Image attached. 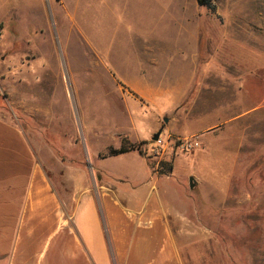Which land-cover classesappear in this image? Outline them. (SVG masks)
I'll return each mask as SVG.
<instances>
[{"label": "rangeland", "instance_id": "1", "mask_svg": "<svg viewBox=\"0 0 264 264\" xmlns=\"http://www.w3.org/2000/svg\"><path fill=\"white\" fill-rule=\"evenodd\" d=\"M125 1L110 0L112 7L106 10V18L97 9H90L81 18L80 12L79 16L70 17L72 13L65 9L72 0H61V27L65 31L61 35L55 32L30 35L29 29L10 23L1 11L4 32L0 45L9 47V53L19 57L23 56L25 47L35 48L33 64L38 66L31 67L27 73L19 66L17 74L23 73L26 82L16 86L17 92L9 94L16 80L10 71L16 66L7 58L9 53L0 49V117L23 125L57 190H60L61 177L56 172L60 175L65 171L82 173L95 186L107 180L103 170L126 174L131 178L128 183L139 181L134 178L137 172L148 175L147 178L151 175L157 178L152 190L157 206L181 207L190 222L191 233H203L204 229L206 234L217 238V243L205 245L197 237L188 244L181 237L179 249L185 264H264V0H211L215 13L198 6L196 0H183L185 18L174 20L173 29L188 33L187 42L194 53L200 54L199 63L191 68L193 75L188 92L183 99H176L177 105L173 107L171 99L163 101L164 108L160 111L157 110L161 108L159 101L157 106L142 103L146 105L142 106L146 119L138 126L141 139L148 135V129L155 122L152 112L159 124L158 130L140 146L142 158H101L109 148L118 145L115 137L121 136L116 124L125 123L129 87L111 76L112 68L106 64L101 50L92 51L86 45L85 31L95 35L98 47L111 44L110 57L129 64L126 66L129 70H133L136 59L135 52L128 47L133 39L149 37L161 38L166 43L175 39L183 42V37L174 39L172 32L166 31L170 20L158 17L160 13L153 9L150 0ZM150 29L155 32H147L152 33L148 36L142 33ZM41 45L47 50L43 51L45 47ZM31 57L25 55L26 59ZM210 60L213 66L205 64ZM161 67L160 73L163 69L171 73L185 69L171 64L169 68ZM170 106L165 115L161 114ZM133 108L140 111L139 106ZM200 108L208 109L205 112L210 116L221 113V124L213 133L216 138L212 144L218 143L221 137L229 139L230 122L237 115H242L239 128L244 135L251 125L255 130L253 163L247 169L252 178H245L244 158L237 160L232 175L229 172L235 178L231 194H237L239 202H246L245 197L249 196L248 205L236 206L228 201L227 206L219 207L217 195L204 198L200 187L190 188V178L196 179L197 172L218 174L212 170V161L197 136L182 133H185V118L196 119L198 113L204 112ZM247 115H250L248 119ZM170 126L178 132L169 131ZM157 132L164 142L161 149L152 141ZM188 138L195 140L198 147L190 152L177 149V140ZM246 138L249 137L242 138L243 152L248 148L247 142H251V138L250 141ZM230 160L229 151L220 153L218 168L223 176L222 184H225L222 179L228 174ZM170 166L171 172L167 170ZM131 186L124 183L117 187L135 191ZM200 257L205 259L200 262Z\"/></svg>", "mask_w": 264, "mask_h": 264}, {"label": "crops", "instance_id": "2", "mask_svg": "<svg viewBox=\"0 0 264 264\" xmlns=\"http://www.w3.org/2000/svg\"><path fill=\"white\" fill-rule=\"evenodd\" d=\"M150 2L153 3V9L160 13L158 17L170 20V23L167 22L166 31L172 32L174 39L177 36L179 39L183 37V42H176L175 39L174 42L166 43L161 38L149 37L133 39L128 46L135 52L133 70L127 69L129 64L116 62L110 57L111 44L100 48L97 46L98 40L94 39L95 35L91 36L89 30L84 34L85 43L92 51L101 50L106 64L112 68L111 76L129 87V91H126L129 96L125 99V123L116 124V131L121 137H115L118 140L115 149L121 146L122 139L129 144L138 145L151 138L159 128L158 117L151 113L155 122L148 129V135L141 139L138 126L146 119L142 114V106L146 105L142 103L157 106L159 101L161 108L157 107L158 111L164 108L163 101L166 99L172 100V107L177 105L176 99H183L190 88L193 75L191 68L200 61V54L194 53V49L187 42L189 34L180 30L175 32L173 29L174 20L185 18L183 0ZM111 4L110 0H86L84 3L82 0H72L65 9L68 8L72 13L70 17L79 16L80 12L82 18L90 9L102 10L105 16L106 10L111 9ZM62 7L61 0H0V12L4 13L5 18L24 30L29 29L30 35L65 33L61 27ZM0 24L4 32L1 17ZM147 32L155 31L150 29L142 33ZM151 34L147 33L145 36ZM0 49L4 53L10 52V48L2 43ZM46 50L45 47L43 51ZM35 51V48L27 46L22 51L23 56L10 53L7 55L14 63L13 66H16L10 71L16 80L12 82L9 94L17 92L16 86L26 82L23 73L22 77L17 74L20 72L19 66L24 73L29 72L31 67L38 66L33 64ZM25 55L32 57L26 59ZM211 60L205 64L213 66ZM170 64L185 66V69L173 73L163 69L160 73L161 66L169 68ZM136 106L140 107L139 112L133 108ZM171 106L161 114L165 115ZM205 110L208 109L200 108L204 112L198 113L196 119L185 118V133H182L185 136H197L212 161V170H216L218 174L197 172L196 179L193 177L194 187H200L199 192L204 198L217 195L219 207L227 206L228 201L236 206L248 205L251 202L249 196L245 197L246 202H239L238 195L231 194V185L235 178L232 179L230 174H233L237 160L244 158L245 178H252L247 169L249 163H253L255 130L251 125L244 135L239 128L240 121H243L242 115H237L230 122L232 127L229 139L221 137L218 143L212 144V139L216 138L213 133L221 124V113L219 111L218 114L210 116ZM249 116L245 118L248 119ZM168 130L178 132L174 130V126H170ZM243 137L251 138L244 152L241 150ZM222 151L231 153L228 174L222 179L225 184L220 182L223 176L218 168ZM120 156L142 158L137 151L112 157ZM39 158L38 149L31 143L23 125L0 117V264H185L179 249L181 237H185L187 244L193 242L194 237H197L199 243H217L216 236L206 234L204 229L203 233H191L188 225L190 222L181 207L157 206L152 193L157 178L152 175L147 178L148 175L137 172L134 178L139 181L128 183L131 178L126 174L119 175L103 170L102 175L107 180L103 185L95 186L94 183H88L82 173L65 171L60 175L56 172L61 177L58 183L60 190H57ZM196 164H199L198 160ZM124 183L132 184L130 188H135V191L117 187ZM143 185L144 188H141ZM205 245L202 246L204 252L207 251ZM203 259L200 257V262Z\"/></svg>", "mask_w": 264, "mask_h": 264}, {"label": "trees", "instance_id": "3", "mask_svg": "<svg viewBox=\"0 0 264 264\" xmlns=\"http://www.w3.org/2000/svg\"><path fill=\"white\" fill-rule=\"evenodd\" d=\"M197 4L200 7H205L208 9L211 13H215V6L213 5L211 0H196ZM144 143H140L138 145L129 144L125 139H122V144L119 148H109L106 154L101 155V158H106L108 156H117L121 155L130 151H137L139 154H141L140 146ZM167 170L171 172L172 167H168Z\"/></svg>", "mask_w": 264, "mask_h": 264}, {"label": "built area", "instance_id": "4", "mask_svg": "<svg viewBox=\"0 0 264 264\" xmlns=\"http://www.w3.org/2000/svg\"><path fill=\"white\" fill-rule=\"evenodd\" d=\"M2 36H3V30L0 25V41L2 39ZM154 144L157 148L161 149L163 148L164 142L161 138L158 137L157 140L154 141ZM175 145L177 149H180L181 151H185V152H190L191 150L198 147V143L195 140L189 138L184 140H177Z\"/></svg>", "mask_w": 264, "mask_h": 264}, {"label": "water", "instance_id": "5", "mask_svg": "<svg viewBox=\"0 0 264 264\" xmlns=\"http://www.w3.org/2000/svg\"><path fill=\"white\" fill-rule=\"evenodd\" d=\"M165 121V120H164ZM160 132H157L154 134V136L152 137V141L157 140V138L159 137ZM195 184V181L193 178H190V188H193Z\"/></svg>", "mask_w": 264, "mask_h": 264}]
</instances>
